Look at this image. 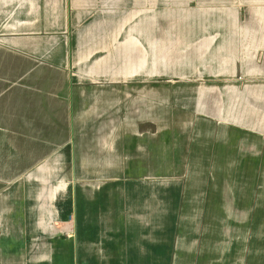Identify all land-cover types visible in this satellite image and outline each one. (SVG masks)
I'll return each instance as SVG.
<instances>
[{
	"label": "rangeland",
	"instance_id": "1",
	"mask_svg": "<svg viewBox=\"0 0 264 264\" xmlns=\"http://www.w3.org/2000/svg\"><path fill=\"white\" fill-rule=\"evenodd\" d=\"M68 88L92 98L94 167L104 172V163L115 162L112 132L119 123V154L131 159L128 147L137 146L138 175L92 178L96 183L264 175L257 135L264 129V0H0V134L10 132L0 135V178L26 169L14 155L28 143L12 132L41 126L40 118L15 113L21 100L32 110L34 96ZM115 88L118 117L106 110L111 101L91 97ZM133 130L153 139L168 131L165 165L157 164L162 153L155 147L154 167L145 166L146 143L125 141ZM10 185L0 182V190ZM224 235L240 236L247 253L251 233ZM233 253L225 264L249 257Z\"/></svg>",
	"mask_w": 264,
	"mask_h": 264
},
{
	"label": "crops",
	"instance_id": "2",
	"mask_svg": "<svg viewBox=\"0 0 264 264\" xmlns=\"http://www.w3.org/2000/svg\"><path fill=\"white\" fill-rule=\"evenodd\" d=\"M105 91L110 100L104 99ZM105 91L91 97L100 104L111 101L106 110L117 111L118 117L119 91ZM31 99L38 102L32 110L23 99L22 111L15 113L40 118L41 126L12 132L28 143L25 153L20 144L14 155L24 160L19 165L26 169L0 178L11 184L0 190V264H225L222 259L230 251L249 256L245 264H251L252 256L264 263V175L96 183L92 178L140 172L132 154L136 145L128 147L131 159L119 154L120 123L112 132L115 162L104 163L103 172L90 161V145L96 142L87 122L92 104L87 92L68 88ZM134 131L125 141L146 143L145 166L154 167L155 147L162 153L157 164L165 165L168 131L161 130L156 139ZM257 133L264 157V129ZM46 180L58 182L37 187ZM60 180L72 182L63 185ZM236 232L251 233L244 239L247 253L240 236L224 235Z\"/></svg>",
	"mask_w": 264,
	"mask_h": 264
}]
</instances>
